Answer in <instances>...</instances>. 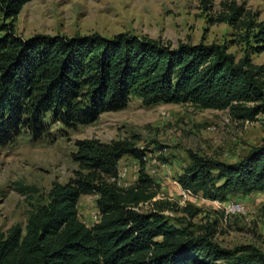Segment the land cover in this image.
<instances>
[{"label":"trees","instance_id":"obj_1","mask_svg":"<svg viewBox=\"0 0 264 264\" xmlns=\"http://www.w3.org/2000/svg\"><path fill=\"white\" fill-rule=\"evenodd\" d=\"M30 1L0 0V146L25 132L43 137L48 120L69 128L91 125L101 114L125 110L132 99L146 108L190 104L226 111L238 122L254 123L264 114V64L252 62L264 51V23L245 3L222 0L209 19L236 31L233 44L242 49L237 58L224 43L173 47L129 32L25 39L15 21ZM75 147L73 178L52 185L24 228L0 232V264H264V251L251 245L225 250L214 242L216 219L199 233L172 225L165 212L182 213L188 221L202 211L158 199L160 186L147 174L136 138L78 140ZM124 157L139 164L137 181L126 188L117 178ZM188 157L177 177L186 193L225 203L264 191V139L233 163L191 151ZM18 186L22 194L37 193ZM82 195L97 197L99 219L92 227L78 216Z\"/></svg>","mask_w":264,"mask_h":264},{"label":"rangeland","instance_id":"obj_2","mask_svg":"<svg viewBox=\"0 0 264 264\" xmlns=\"http://www.w3.org/2000/svg\"><path fill=\"white\" fill-rule=\"evenodd\" d=\"M222 0H32L15 21V31L25 39L34 34L90 35L105 38L119 33L148 36L176 47L180 43H224L237 58L241 46L237 33L225 23H209L220 11ZM264 23L261 0H234ZM264 64V51L252 57ZM254 123L238 122L226 111L200 110L190 104L144 107L132 99L122 111L101 114L94 123L66 127L52 123L46 134L33 139L27 132L0 146V232L21 226L34 206L46 200L56 182L73 178L78 165L71 160L78 140L96 139L102 143L136 138L145 150L146 172L159 184L158 199L179 207L187 203L199 208V216L184 221L179 212H165L169 222L199 233V227L217 220L216 242L223 249L251 245L264 251V191L229 197L225 203L204 200L182 191L177 177L190 162L188 151L219 160L236 162L264 139V114ZM139 164L128 157L118 165V185L126 188L137 181ZM19 183L35 187L37 193L18 192ZM78 216L92 227L99 219L96 195H82ZM150 207L145 205L143 210Z\"/></svg>","mask_w":264,"mask_h":264}]
</instances>
